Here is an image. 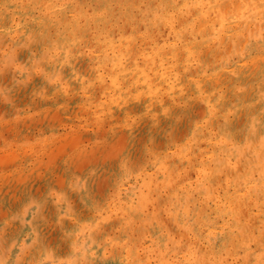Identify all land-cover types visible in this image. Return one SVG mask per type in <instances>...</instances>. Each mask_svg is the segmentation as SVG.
I'll use <instances>...</instances> for the list:
<instances>
[{
  "label": "rangeland",
  "instance_id": "obj_1",
  "mask_svg": "<svg viewBox=\"0 0 264 264\" xmlns=\"http://www.w3.org/2000/svg\"><path fill=\"white\" fill-rule=\"evenodd\" d=\"M196 8L0 0V264H264V20Z\"/></svg>",
  "mask_w": 264,
  "mask_h": 264
},
{
  "label": "bare ground",
  "instance_id": "obj_2",
  "mask_svg": "<svg viewBox=\"0 0 264 264\" xmlns=\"http://www.w3.org/2000/svg\"><path fill=\"white\" fill-rule=\"evenodd\" d=\"M178 1V0H177ZM31 2V1H30ZM184 2L185 3H194V4H196V6H197V8H196V11H197V19H198V24H197V31L198 32H200V33H205L206 31H207V29H209L211 26H213V25H215L214 23V21H218V22H220L221 23V27L219 28V29H217V30H221V31H223L224 32V35H223V37H221L222 39H221V42L223 41V39H226V40H231V41H233V43H235V42H237V40L243 35V32L244 31H246V25L242 28V29H238V30H236L234 27H233V22L234 23H243L244 22V20L247 18V15H244V13L245 12H249V15L251 16V20L252 19H255V18H260L259 20H264V11H262L261 9H259L258 7H259V4L260 3H262V4H264V0H262V1H260V0H184ZM205 8H207V10H209L210 12H207V11H204V9ZM232 8H233V10H232ZM16 11V10H15ZM233 11V12H232ZM206 13H209V14H211V15H213V17H208V18H205L206 16ZM66 14V13H65ZM103 15V14H102ZM69 17V16H68ZM111 17V16H110ZM112 17H113V15H112ZM60 18V17H59ZM64 18V17H63ZM38 19V18H37ZM36 19V20H37ZM65 19V18H64ZM63 19V20H64ZM70 19V18H69ZM99 19H100V17H99ZM110 19V18H109ZM35 20V19H34ZM67 19H65L64 21H66ZM228 20H231L229 23L227 22ZM28 21V20H27ZM29 21H30V19H29ZM28 21V22H29ZM111 21V20H110ZM109 21V22H110ZM253 21V20H252ZM48 22V21H47ZM17 23V22H16ZM18 23H20L19 21H18ZM49 23V22H48ZM53 23V22H52ZM22 24V23H21ZM50 24V23H49ZM91 24V23H90ZM95 24V23H94ZM104 24V23H103ZM238 24V25H239ZM244 24V23H243ZM17 25V24H16ZM15 25V26H16ZM175 25V24H174ZM33 26V25H32ZM35 26V25H34ZM59 26V25H58ZM80 26V25H79ZM92 26V25H91ZM98 26H99V24H98ZM104 26H105V24H104ZM242 26V25H241ZM94 27L96 28V26L94 25ZM106 27V26H105ZM109 27V26H108ZM107 27V28H108ZM38 28V27H37ZM71 28H72V26H71ZM99 27H97L96 29H98ZM128 28V27H127ZM160 28H162V27H160ZM42 29V28H41ZM52 29H53V26H52ZM65 29V28H64ZM106 29V28H105ZM51 30V29H50ZM53 30H56V29H53ZM115 30V29H114ZM128 30V29H127ZM196 30V29H195ZM215 30V29H214ZM217 30H215V32H214V34H220V33H222V32H220V31H217ZM227 30V31H226ZM69 31V30H68ZM67 31V32H68ZM188 31V30H187ZM209 31V30H208ZM32 32V31H31ZM51 32V31H50ZM65 32V31H64ZM71 32V31H70ZM85 32H88V31H85ZM107 32L109 33V31L107 30ZM197 32V33H198ZM74 33V32H73ZM105 33V32H104ZM161 33V32H160ZM185 33V32H184ZM183 33V34H184ZM56 34V33H55ZM67 34H69V33H67ZM91 34V33H90ZM53 35V34H52ZM156 35V38H157V33L155 34ZM174 35V34H173ZM172 35V36H173ZM55 36H57V35H55ZM69 36H70V34H69ZM72 36H73V34H72ZM77 36V35H76ZM186 36V35H185ZM201 36V35H200ZM54 37V36H53ZM60 37V36H59ZM146 37V36H145ZM145 37H143V39L145 38ZM152 37H154V34H153V36ZM55 38H57V37H55ZM128 38V37H127ZM131 38V37H130ZM161 38V37H160ZM189 38V37H188ZM51 39V38H50ZM60 39V38H59ZM75 38H73V40H74ZM146 39V38H145ZM149 39V38H148ZM148 39H147V41H148ZM184 39V38H183ZM186 39V38H185ZM120 40V39H119ZM118 40V41H119ZM125 40H127L126 38H125ZM137 40V39H136ZM161 40V39H160ZM65 41V40H64ZM75 41V40H74ZM131 41H134V40H131ZM142 42V40H139V42ZM144 41H146V40H144ZM143 41V42H144ZM150 41V40H149ZM158 41V40H157ZM111 42V41H110ZM110 42H107V43H109L110 44ZM122 42V41H121ZM128 42V41H127ZM130 42V41H129ZM127 43V44H130V43ZM135 42V41H134ZM136 43H138L137 41H136ZM144 43H147V42H144ZM259 43V42H258ZM65 44V43H64ZM139 44V43H138ZM143 44V43H142ZM148 44V43H147ZM147 44H143V46L144 45H147ZM239 44H241V43H239ZM100 45V44H99ZM107 45V44H106ZM112 46H114L113 44H111ZM131 45H134L133 43H131L130 44V46ZM189 45V44H188ZM253 45V44H252ZM256 45V44H255ZM255 45H254V47H255ZM260 45V44H259ZM135 46V45H134ZM139 46V45H138ZM182 45H180V47H181ZM190 46V45H189ZM229 46V45H228ZM257 46V45H256ZM261 46V45H260ZM76 47V46H75ZM74 47V48H75ZM108 47V46H107ZM137 47V46H136ZM135 47V48H136ZM178 47V46H177ZM192 47V46H191ZM195 47V46H194ZM227 47V46H226ZM241 47V46H240ZM258 47V46H257ZM256 47V49H258ZM71 48V47H70ZM169 49H170V47H168ZM185 48H187V47H185ZM72 49V48H71ZM126 49H129V48H126ZM139 48H137V50H138ZM141 49H143V48H141ZM140 49V50H141ZM151 49V48H150ZM154 49V48H153ZM165 51H166V47L165 48H163ZM181 49V48H180ZM74 50V49H73ZM131 50H132V48H131ZM130 50V51H131ZM146 50H148V49H146ZM152 50V49H151ZM159 50H161V48L159 49ZM158 49H156V53H157V56L158 55H160V52H158L159 51ZM176 50V49H175ZM182 50V49H181ZM180 50V51H181ZM206 50V49H205ZM228 50V49H227ZM133 51V50H132ZM135 51V50H134ZM139 51V50H138ZM142 51H144V50H142ZM165 51L163 52V53H165ZM168 51V50H167ZM171 51V50H170ZM169 51V52H170ZM179 52V51H178ZM205 52V51H204ZM66 53V52H65ZM127 53H130V52H127ZM132 53V52H131ZM134 53V52H133ZM136 53H138L139 54V52H136ZM140 53H141V51H140ZM186 54H184L183 52H182V54L181 55H187V51L185 52ZM176 54L178 55L179 53H177L176 52ZM135 55V54H134ZM140 55V54H139ZM162 55V54H161ZM156 56V55H155ZM198 56V55H197ZM257 56V55H256ZM259 56V55H258ZM130 57H133V59H134V57H136V56H132V55H130ZM180 57V56H179ZM179 57H178V59H179ZM89 58V57H88ZM162 58V57H161ZM175 58V57H174ZM173 58V59H174ZM181 58V57H180ZM183 58V57H182ZM172 59V58H171ZM209 59V58H208ZM230 59V58H229ZM175 60V59H174ZM173 60V61H174ZM186 60V59H185ZM231 60V59H230ZM242 60H243V58H242ZM252 60V59H251ZM262 60V59H261ZM129 61V60H128ZM131 61V60H130ZM161 61V63H162V60H160ZM184 61V60H183ZM248 61H249V59H248ZM114 62V61H113ZM118 62V61H117ZM150 62H151V60H150ZM154 62H156L155 60H154ZM153 62V63H154ZM159 62V61H158ZM158 62H156V63H158ZM185 62V61H184ZM240 62H243V61H240ZM245 62V61H244ZM115 63H116V60H115ZM128 63H130V62H128ZM149 62H144V65L143 66H135V70H134V72L135 71H139V73H140V75H139V77L140 78H142V76H144V78H142V84H143V82L144 81H146V78H145V75H143V69L144 68H146V65L148 64ZM161 63L159 62V64L161 65ZM187 63V62H186ZM202 63V62H201ZM207 63V62H206ZM91 64V63H90ZM118 64H119V62H118ZM134 64V63H133ZM152 64V63H151ZM245 64V63H244ZM252 64V63H251ZM255 64V63H254ZM116 65H117V63H116ZM221 65V64H220ZM92 66V65H91ZM113 65H111V68H113L112 67ZM121 66H123V65H121ZM133 66V65H132ZM148 66H150V64L148 65ZM152 66V65H151ZM151 66L149 67V68H151ZM162 66V65H161ZM203 66V65H202ZM254 66V65H253ZM252 66V67H253ZM125 67H126V65H125ZM229 67H231V66H229ZM122 68V67H121ZM124 68V67H123ZM128 68V67H127ZM148 68V67H147ZM189 68H191V65H190V67ZM204 68V67H203ZM114 69V68H113ZM112 69V70H113ZM126 68H124V71H128L127 69L125 70ZM129 69H130V67H129ZM179 69V68H178ZM178 69H176V70H178ZM192 69V68H191ZM250 69H251V66H250ZM123 70V69H122ZM131 70H132V68H131ZM144 70H146V69H144ZM209 70V69H208ZM255 70V69H254ZM113 71H115V70H113ZM154 71H155V69H154ZM182 71V70H181ZM184 71V70H183ZM194 71V70H193ZM192 71V72H193ZM116 72V71H115ZM158 71H156V73H157ZM191 72V73H192ZM126 73V72H125ZM133 73V72H132ZM146 73V72H145ZM155 73V72H154ZM198 73V72H197ZM196 73V70H195V74H197ZM219 73V72H218ZM243 73V72H242ZM251 73V72H250ZM130 74H131V72H130ZM130 74H128L129 76H131ZM180 74V73H179ZM187 74V73H186ZM244 74V73H243ZM135 75V74H134ZM181 75V74H180ZM251 75V74H250ZM124 76V75H123ZM126 76V75H125ZM136 77H135V79L137 78V75H135ZM134 77V76H133ZM138 77V78H139ZM155 77V76H154ZM153 77V78H154ZM160 77V78H159ZM194 77V76H193ZM206 77V76H205ZM208 77V76H207ZM206 77V78H207ZM132 78V77H131ZM152 78V79H153ZM175 78V77H174ZM217 78V77H216ZM215 78V80H217V79H220L219 77L216 79ZM225 78V77H224ZM223 78V79H224ZM135 79H133V81L135 80ZM152 79H150L151 81H152ZM156 79H162V76H161V73L158 75L157 74V78ZM144 80V81H143ZM179 80V79H178ZM202 80H204V78L202 79ZM201 80V81H202ZM214 80V79H213ZM94 81V80H93ZM154 81H156V80H154ZM159 81V80H158ZM177 81V80H176ZM137 82V81H136ZM140 82V81H139ZM147 83H148V80L146 81ZM150 82V81H149ZM161 82H163V81H161ZM172 82V81H171ZM171 82H168V85H169V83L170 84H172ZM181 82V81H180ZM186 82H187V80H186ZM185 82V83H186ZM218 82V81H217ZM147 83H145V84H147ZM155 83V82H154ZM167 83V82H166ZM165 82H164V84H166ZM175 83V82H174ZM185 83L183 82V84L185 85ZM102 84V83H101ZM156 84V83H155ZM181 84V83H180ZM179 84V85H180ZM215 84V83H214ZM103 85V84H102ZM144 85V84H143ZM162 85V84H161ZM177 85V84H176ZM179 85H178V87H179ZM182 85V84H181ZM183 85V86H184ZM153 86V85H152ZM158 86H160V85H158ZM164 86V88H166L165 86H167V85H163ZM189 86V85H188ZM147 87H149V85L147 84ZM162 87V86H161ZM171 87H173V86H171ZM177 87V88H178ZM202 87V86H201ZM150 88V87H149ZM148 88V89H149ZM155 88H156V86H155ZM169 88H170V86H169ZM186 88H187V86H186ZM202 88H204V87H202ZM144 89H145V86H144ZM148 89H147V91H148ZM160 89V88H159ZM185 89V88H184ZM161 90V89H160ZM166 90H168L167 88L165 89V92H166ZM206 90V89H205ZM191 91H193V90H190V92ZM168 92V91H167ZM173 92V91H172ZM180 92V91H179ZM186 92V91H185ZM188 92V91H187ZM196 92V91H195ZM202 92V91H201ZM204 93H206V92H204ZM165 94V93H164ZM166 94H168V93H166ZM174 94V93H173ZM177 94V93H176ZM189 94V93H188ZM187 94V95H188ZM212 94V93H211ZM224 94V93H223ZM172 95V94H171ZM228 95V94H227ZM120 96V95H119ZM118 96V97H119ZM144 96V95H143ZM118 97H116V98H118ZM123 97V96H122ZM150 97V96H149ZM177 97V96H176ZM181 97H182V95H181ZM227 97V96H226ZM225 97V98H226ZM126 98V97H125ZM192 98V97H191ZM219 98V97H218ZM139 99V98H138ZM150 99V101L152 100V97L151 98H149ZM154 99V98H153ZM115 100V99H114ZM189 100H190V98H189ZM208 100V99H207ZM79 101V100H78ZM119 101V100H118ZM121 101H124L125 102V100L123 99V100H121ZM121 101H120V103H121ZM142 101V100H141ZM116 102H117V100H116ZM115 102V103H116ZM148 102V101H147ZM147 102H145V103H147ZM153 102V101H152ZM194 102V101H193ZM211 102V101H210ZM119 102L117 103V104H120ZM127 103V102H126ZM144 103V104H145ZM155 103V102H154ZM160 103V102H159ZM121 104H123V103H121ZM125 104V103H124ZM143 104V103H142ZM150 104V103H149ZM214 103H212V105H213ZM154 105V104H153ZM156 106V105H155ZM155 106H153V107H155ZM162 106V105H161ZM182 106V105H181ZM193 107V106H192ZM147 108H149V105H148V107ZM150 108H151V106H150ZM160 108V107H159ZM162 108V107H161ZM164 108V107H163ZM162 108V109H163ZM201 108H202V106H201ZM184 109V108H183ZM203 109V108H202ZM166 110V109H165ZM198 111L200 110L201 111V109H200V107L197 109ZM193 111V110H192ZM200 111H199V116L204 112H202L201 111V114H200ZM247 111V110H246ZM150 112V111H149ZM239 112V111H238ZM240 113V112H239ZM164 114H166V113H164ZM259 115V114H258ZM156 116V115H155ZM198 116V115H197ZM195 117V116H194ZM213 117V116H212ZM153 118V117H152ZM147 119V118H146ZM197 119V118H196ZM212 119V118H211ZM210 119V120H211ZM232 119V118H231ZM240 119H242V118H240ZM190 121V120H189ZM213 121H215V120H213ZM238 122V121H237ZM189 123V122H188ZM212 123V122H211ZM231 124V123H230ZM187 125H189V124H187ZM213 125V124H212ZM193 126V125H192ZM214 126V125H213ZM162 127V126H161ZM203 128V127H202ZM154 130V129H153ZM207 135V134H206ZM261 135H262V133L260 134V133H258V131H256V129H254L253 130V132L251 133V134H248V136L250 137V138H254V137H257V136H260L261 137ZM155 136V135H154ZM232 136V135H231ZM217 137V136H216ZM234 138H235V136H234ZM173 139V138H172ZM184 139V138H183ZM203 140V139H202ZM205 141V140H204ZM209 142V141H208ZM131 144V143H130ZM211 143H209V145H210ZM220 145L222 146V147H224V146H226L227 144H226V138H225V136L223 135V137H222V139H221V141H220ZM200 146H201V142H200ZM205 147V146H204ZM207 149V148H206ZM196 151V150H195ZM261 151H264V148H262V149H258L257 151H256V155L259 153V152H261ZM197 152V151H196ZM189 153V152H188ZM198 153V152H197ZM196 153V154H197ZM203 153V152H202ZM202 155V154H201ZM187 156V155H186ZM200 156V155H199ZM198 157V156H197ZM261 158H264V156H262ZM184 159V158H183ZM198 159V158H197ZM196 159V160H197ZM160 161H162V160H160ZM176 161V160H175ZM183 161V160H182ZM189 161V160H188ZM187 161V162H188ZM163 162V161H162ZM186 162V161H185ZM185 162H184V164H185ZM190 162V161H189ZM129 163V162H128ZM194 163V162H193ZM173 164V163H172ZM187 164V166L189 165L188 163H186ZM197 165V164H196ZM246 167V166H245ZM177 168H178V166H177ZM180 168V167H179ZM188 168V167H187ZM30 170V169H29ZM173 170V169H172ZM223 170V169H222ZM174 171V170H173ZM159 172V171H158ZM19 176V175H18ZM23 176V175H22ZM160 177V176H159ZM198 177V176H197ZM214 177V176H213ZM20 178H22V177H20ZM223 178V177H222ZM218 179V178H217ZM157 180V179H156ZM156 182V181H155ZM181 182V181H180ZM223 182V181H222ZM222 182H221V184H222ZM177 183V182H176ZM151 184V183H150ZM182 184V183H181ZM213 184V183H212ZM231 184V183H230ZM187 185V184H186ZM193 185V184H192ZM37 188V187H36ZM230 188V187H229ZM39 189V188H38ZM231 189H233L232 188V186H231ZM240 189V188H239ZM178 190V189H177ZM186 190V189H185ZM230 190V189H229ZM162 191V190H161ZM179 191V190H178ZM221 191V190H220ZM231 191V190H230ZM147 192V191H146ZM184 192V191H183ZM239 192V191H238ZM154 193V192H153ZM221 194H222V191L220 192ZM194 194H197V193H194ZM199 194V193H198ZM162 195V194H161ZM223 195V194H222ZM200 196V195H199ZM198 196V197H199ZM135 197V196H134ZM124 198V197H123ZM221 198V197H220ZM126 199V198H125ZM153 199V198H152ZM229 199V198H228ZM144 200H146V199H144ZM198 200V199H197ZM222 200V199H221ZM147 201V200H146ZM209 201V200H208ZM167 203V202H166ZM165 203V204H166ZM225 203H227V201L225 202ZM147 204H150L149 202L147 203ZM189 204V203H188ZM198 204H200V203H198ZM213 204V203H212ZM230 204V203H229ZM191 205V204H190ZM210 205H211V203H210ZM209 205V206H210ZM123 206V205H122ZM184 206V205H183ZM203 206V205H202ZM201 206V207H202ZM212 206V205H211ZM210 206V207H211ZM44 207V206H43ZM153 207V206H152ZM226 207V206H225ZM188 208V207H187ZM186 207H185V209H187ZM205 208V207H204ZM209 208V207H208ZM43 209V208H42ZM202 209H203V207H202ZM215 209V208H214ZM225 209V208H224ZM5 210V209H4ZM111 210V209H110ZM143 210V209H142ZM177 210V209H176ZM200 210H201V208H200ZM213 210V209H212ZM216 210V209H215ZM151 211V210H150ZM203 211V210H202ZM205 211H207V210H205ZM214 211V210H213ZM198 212V211H197ZM201 212V211H200ZM6 213V212H5ZM125 213V212H124ZM199 213V212H198ZM202 213V212H201ZM163 214V213H162ZM193 214V213H192ZM200 214V213H199ZM211 215H212V213H210ZM124 215V214H123ZM169 215V214H168ZM198 215V214H197ZM213 215H214V213H213ZM212 215V216H213ZM216 216V215H215ZM214 216V217H215ZM87 217V216H86ZM116 217V216H115ZM117 217H118V215H117ZM223 217H224V215H223ZM226 217V216H225ZM224 217V218H225ZM181 218V217H180ZM202 218V217H201ZM73 219V218H72ZM87 219V218H86ZM88 219H89V217H88ZM93 219V218H92ZM112 219V218H111ZM123 219V218H122ZM226 219H228V218H226ZM108 220V219H107ZM114 220V219H113ZM117 220H118V218H117ZM121 220V219H120ZM198 221V220H197ZM195 223V222H194ZM79 224V223H78ZM107 224H109V223H107ZM102 225V224H101ZM117 225V224H116ZM154 225V224H153ZM195 226H196V224H194ZM222 225V224H221ZM104 226V225H103ZM108 226V225H107ZM109 227V226H108ZM118 227V226H117ZM208 227H210V226H208ZM57 228V227H56ZM119 228H120V226H119ZM130 228V227H129ZM150 228V227H149ZM202 228V227H201ZM203 229V228H202ZM224 229V228H223ZM196 230V229H195ZM99 231V230H98ZM101 231V230H100ZM99 231V232H100ZM128 231V230H127ZM130 231V230H129ZM99 232H97V233H99ZM227 232V231H226ZM100 233H102V232H100ZM202 233V232H201ZM228 233V232H227ZM112 234V233H111ZM135 234V233H134ZM99 235V234H98ZM101 236V235H100ZM100 236H99V238H100ZM177 236V235H176ZM98 238V237H97ZM185 238V237H184ZM239 239V238H238ZM235 240V239H234ZM194 243V242H193ZM208 244V243H207ZM99 245H101V244H99ZM244 245V244H243ZM189 247V246H188ZM205 247H207V246H205ZM214 247V246H213ZM212 247V248H213ZM97 248V247H96ZM108 249V248H107ZM116 249H118V248H116ZM122 249V248H121ZM182 249V248H181ZM215 249V248H214ZM211 250V249H210ZM205 251V250H204ZM114 252V251H113ZM116 252H117V250H116ZM122 252H123V250H122ZM132 252V251H131ZM142 252V251H141ZM193 252V251H192ZM196 252V251H195ZM110 253H112V252H110ZM121 253V252H120ZM206 253V252H205ZM215 253V252H214ZM213 253V254H214ZM119 254V253H118ZM232 254V253H231ZM109 255V254H108ZM108 255H107V258H108ZM120 255V254H119ZM122 255V254H121ZM124 255V254H123ZM166 255V254H165ZM204 255V254H203ZM25 256V255H24ZM200 256V255H199ZM216 256V255H215ZM189 258V257H188ZM110 259V258H109ZM204 260V259H203ZM111 261V260H110ZM184 261H186V260H184ZM188 261V260H187ZM217 261V260H216ZM116 262V261H115ZM33 263V262H32ZM105 263V262H104ZM108 263V262H107ZM196 263H198V262H196ZM131 264V263H130ZM179 264V263H178Z\"/></svg>",
  "mask_w": 264,
  "mask_h": 264
}]
</instances>
